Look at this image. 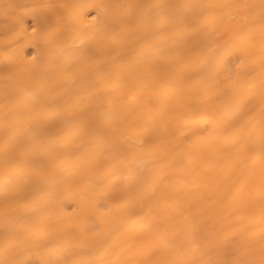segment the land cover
<instances>
[{
  "label": "bare ground",
  "instance_id": "1",
  "mask_svg": "<svg viewBox=\"0 0 264 264\" xmlns=\"http://www.w3.org/2000/svg\"><path fill=\"white\" fill-rule=\"evenodd\" d=\"M264 0H0V264H262Z\"/></svg>",
  "mask_w": 264,
  "mask_h": 264
},
{
  "label": "snow or ice",
  "instance_id": "2",
  "mask_svg": "<svg viewBox=\"0 0 264 264\" xmlns=\"http://www.w3.org/2000/svg\"><path fill=\"white\" fill-rule=\"evenodd\" d=\"M262 264H264V261H262Z\"/></svg>",
  "mask_w": 264,
  "mask_h": 264
}]
</instances>
